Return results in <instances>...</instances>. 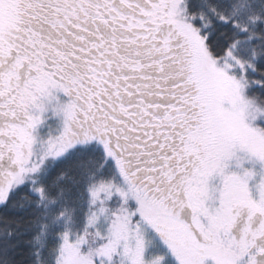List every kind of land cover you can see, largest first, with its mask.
I'll return each mask as SVG.
<instances>
[{"label": "snow or ice", "instance_id": "obj_1", "mask_svg": "<svg viewBox=\"0 0 264 264\" xmlns=\"http://www.w3.org/2000/svg\"><path fill=\"white\" fill-rule=\"evenodd\" d=\"M0 264H264V0H0Z\"/></svg>", "mask_w": 264, "mask_h": 264}]
</instances>
